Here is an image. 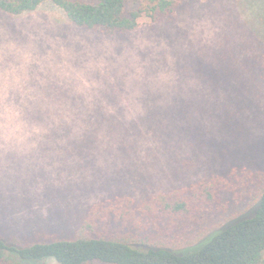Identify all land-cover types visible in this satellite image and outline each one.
Listing matches in <instances>:
<instances>
[{
  "label": "rangeland",
  "instance_id": "374dc122",
  "mask_svg": "<svg viewBox=\"0 0 264 264\" xmlns=\"http://www.w3.org/2000/svg\"><path fill=\"white\" fill-rule=\"evenodd\" d=\"M263 54L264 0H189L113 37L51 1L0 12V236L71 239L102 199L264 170Z\"/></svg>",
  "mask_w": 264,
  "mask_h": 264
},
{
  "label": "trees",
  "instance_id": "16d2710c",
  "mask_svg": "<svg viewBox=\"0 0 264 264\" xmlns=\"http://www.w3.org/2000/svg\"><path fill=\"white\" fill-rule=\"evenodd\" d=\"M47 1L80 28L113 37L166 22L189 0H0V12L19 16ZM191 1L208 5L215 0ZM257 73L264 81V54ZM221 226L199 248L173 249ZM49 260L58 264H264V170L233 168L144 200L124 195L102 199L86 210L71 239L43 233L7 242L0 236V264Z\"/></svg>",
  "mask_w": 264,
  "mask_h": 264
}]
</instances>
